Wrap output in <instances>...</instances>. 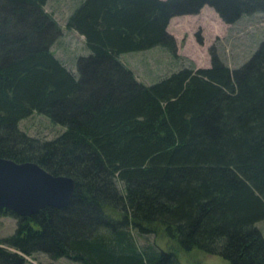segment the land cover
Segmentation results:
<instances>
[{
	"label": "trees",
	"instance_id": "16d2710c",
	"mask_svg": "<svg viewBox=\"0 0 264 264\" xmlns=\"http://www.w3.org/2000/svg\"><path fill=\"white\" fill-rule=\"evenodd\" d=\"M46 0H0V157L73 179L69 201L19 216L0 264L43 253L81 264H179L178 251L264 264V41L238 67L211 53L137 81L118 56L155 45L176 58L173 15L209 5L224 22L264 16V0H79L64 26L87 54L71 73L49 50L59 27ZM36 113L51 139L18 122ZM133 232L136 234L134 235ZM168 245L141 244L135 237ZM173 245L171 247V245Z\"/></svg>",
	"mask_w": 264,
	"mask_h": 264
},
{
	"label": "rangeland",
	"instance_id": "374dc122",
	"mask_svg": "<svg viewBox=\"0 0 264 264\" xmlns=\"http://www.w3.org/2000/svg\"><path fill=\"white\" fill-rule=\"evenodd\" d=\"M78 2L79 0H46L43 6L44 11L51 15L59 27V33L49 45V50L73 74H76L77 57L87 54L83 37L64 26L66 17ZM166 31L174 42L176 58L161 45L124 52L118 56L119 61L131 70L137 81L143 84L152 83L181 66L207 67L211 53L230 68L240 66L256 46L264 41V16L252 13L227 23L221 20L212 7L204 4L195 12L171 16ZM17 127L27 136L38 139H51L61 131L58 125L36 113L21 119ZM254 226L264 239V220L255 222ZM15 227L16 218L0 214V238L12 234ZM133 234L136 235L134 232ZM135 239L141 244L155 242L163 249L168 246L162 238L153 237L151 234L146 237L137 236ZM32 257L34 259H26L34 264H81L65 257L50 260L45 254L37 252ZM178 262L227 264L218 255L195 249L188 252L178 251Z\"/></svg>",
	"mask_w": 264,
	"mask_h": 264
},
{
	"label": "water",
	"instance_id": "95a60500",
	"mask_svg": "<svg viewBox=\"0 0 264 264\" xmlns=\"http://www.w3.org/2000/svg\"><path fill=\"white\" fill-rule=\"evenodd\" d=\"M73 188L72 178L54 175L35 162L0 157V207L19 216L36 213L45 206H64Z\"/></svg>",
	"mask_w": 264,
	"mask_h": 264
}]
</instances>
